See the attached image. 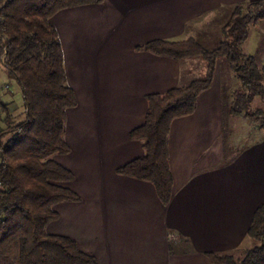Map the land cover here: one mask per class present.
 Instances as JSON below:
<instances>
[{
  "label": "crops",
  "instance_id": "1",
  "mask_svg": "<svg viewBox=\"0 0 264 264\" xmlns=\"http://www.w3.org/2000/svg\"><path fill=\"white\" fill-rule=\"evenodd\" d=\"M251 1L105 0L52 18L78 100L67 114L71 151L55 159L74 174L68 187L80 200L55 206L48 233L74 239L99 264H212L210 253L245 246L264 202V132L227 152L221 65L195 113L172 124L170 204L152 183L117 170L144 155L143 143L130 134L144 121L148 96L195 79L190 60L138 47L188 38L202 45L200 37L207 42L210 29ZM13 98L5 100L11 110Z\"/></svg>",
  "mask_w": 264,
  "mask_h": 264
},
{
  "label": "trees",
  "instance_id": "2",
  "mask_svg": "<svg viewBox=\"0 0 264 264\" xmlns=\"http://www.w3.org/2000/svg\"><path fill=\"white\" fill-rule=\"evenodd\" d=\"M104 1L0 0V60L5 56L7 77L20 89L25 112L15 122L11 103L1 100L6 127L0 128V259L19 243L21 264H99L74 239L48 233V226L57 219L56 205L80 200L68 187L74 174L55 159L71 151L65 138L67 114L78 100L68 82L63 45L52 18L65 9ZM262 20L264 0H254L234 9L217 49L207 50L195 38L156 40L138 47L178 61L202 58L208 63L207 73L186 86L148 96L144 121L130 134L143 143L144 155L118 168L119 174L152 183L161 202L170 204L175 192L172 124L195 113L218 66L225 61L241 84L234 114L257 97L264 98V66L243 49L250 26ZM247 242L252 247L239 258L236 252L210 253L212 264H264V202L254 213Z\"/></svg>",
  "mask_w": 264,
  "mask_h": 264
},
{
  "label": "rangeland",
  "instance_id": "3",
  "mask_svg": "<svg viewBox=\"0 0 264 264\" xmlns=\"http://www.w3.org/2000/svg\"><path fill=\"white\" fill-rule=\"evenodd\" d=\"M227 23L228 22H225L223 25L217 24L212 30L210 29L209 36L205 37L207 42H202L203 39L200 37L202 45L207 50L212 51L217 49L225 40L223 29ZM258 23L250 26L249 38L244 44L243 49L247 55L250 54L248 51H251V56L255 57L257 62L259 64L261 63L260 66H262L264 64V20ZM189 62L193 65L194 69H196L192 77L200 79L206 76L207 61L202 58H194ZM185 66L186 69L184 73L189 74L191 68L188 69L187 65ZM1 68L2 66L0 64V128L6 127V123L2 119L5 118V113L2 111L1 100H8V98L14 97V106L11 111L15 122L21 121L25 115L20 89L14 81L8 82L5 69ZM221 71L224 80L222 92L225 116V143L226 148H228L227 152L230 151L232 155V152L237 151L243 144L249 141L251 142L254 139H259L261 134H263L264 130L260 129V125L264 121V98L257 97L248 107L244 105L242 111L234 114L232 110L235 109L237 105L236 92L240 90L241 84L225 61L221 64ZM253 244L255 243L253 242ZM249 247H252L250 242H246L245 246L236 252V257H242V253ZM0 264H21L19 243H15L12 246L7 257L0 259Z\"/></svg>",
  "mask_w": 264,
  "mask_h": 264
},
{
  "label": "built area",
  "instance_id": "4",
  "mask_svg": "<svg viewBox=\"0 0 264 264\" xmlns=\"http://www.w3.org/2000/svg\"><path fill=\"white\" fill-rule=\"evenodd\" d=\"M4 60H5V56H3L2 59L0 60V64H1L3 69H5Z\"/></svg>",
  "mask_w": 264,
  "mask_h": 264
}]
</instances>
